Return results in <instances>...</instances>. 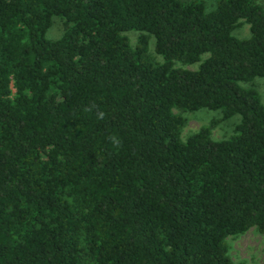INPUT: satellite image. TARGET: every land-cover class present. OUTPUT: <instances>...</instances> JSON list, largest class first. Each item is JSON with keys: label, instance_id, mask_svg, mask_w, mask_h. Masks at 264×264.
<instances>
[{"label": "trees", "instance_id": "16d2710c", "mask_svg": "<svg viewBox=\"0 0 264 264\" xmlns=\"http://www.w3.org/2000/svg\"><path fill=\"white\" fill-rule=\"evenodd\" d=\"M206 3L0 0V264H244L227 238L264 234V103L242 85L264 79V7ZM200 108L220 118L181 134Z\"/></svg>", "mask_w": 264, "mask_h": 264}, {"label": "rangeland", "instance_id": "374dc122", "mask_svg": "<svg viewBox=\"0 0 264 264\" xmlns=\"http://www.w3.org/2000/svg\"><path fill=\"white\" fill-rule=\"evenodd\" d=\"M207 7L211 8L214 5V0H205ZM264 7V0H255ZM60 24L55 21L51 27L45 32L47 39H55L59 34ZM131 41H134V33H128ZM232 35L237 38H246L249 35L248 25L242 24L240 27L232 31ZM243 86L252 85L258 91L261 102L264 103V79H254L250 83H242ZM187 118L182 133H189L198 129L201 125L209 123L211 120L220 118L219 110H210L200 108L194 111H187L183 113ZM239 116L232 115L225 120H219L216 126L211 130V135L215 138H226L233 132V126L238 122ZM228 255L232 261H243L244 264H264V234L250 227L244 233L237 236L228 237Z\"/></svg>", "mask_w": 264, "mask_h": 264}]
</instances>
